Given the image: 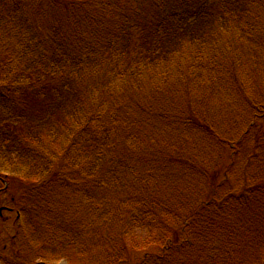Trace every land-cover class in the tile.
<instances>
[{
	"label": "trees",
	"instance_id": "16d2710c",
	"mask_svg": "<svg viewBox=\"0 0 264 264\" xmlns=\"http://www.w3.org/2000/svg\"><path fill=\"white\" fill-rule=\"evenodd\" d=\"M0 186L15 264H264V0H0Z\"/></svg>",
	"mask_w": 264,
	"mask_h": 264
},
{
	"label": "rangeland",
	"instance_id": "374dc122",
	"mask_svg": "<svg viewBox=\"0 0 264 264\" xmlns=\"http://www.w3.org/2000/svg\"><path fill=\"white\" fill-rule=\"evenodd\" d=\"M242 62H243V54L240 55V61L238 62L237 79L235 80V83L238 85H240L242 82H246L245 79L243 78V74L245 73V68H244V66H240ZM171 87L172 86H170L169 88H171ZM218 90H220V89L216 88V91H218ZM28 108L32 109V111H34L36 109V107L33 106L32 104ZM134 115L137 116V113L134 112ZM54 123H55V121L53 119V120H50L48 123L45 124V127L43 128L44 130L41 134V139L45 140L48 143L53 142V143H57L58 145H61V141L63 138V132H61V131L59 132V136H58L59 139H56V141L52 140L53 136H54V134H52V132H53L52 127L55 126ZM58 145H56V149H57V152L61 154V152L59 151ZM161 160H164V159H161ZM161 165H163V162H161ZM62 176L65 177L66 174H62ZM30 185H32V184H30ZM0 188H2V186H0ZM59 188H61V190H62V186H60V183L57 186H53V187L48 188L46 190L34 191V193L31 192V193H29L28 197H32L31 202H33L36 205L38 204L39 201L41 202V204H44V203L46 204L47 202H49V201H46L42 197H45V198L52 197V198L56 199L55 200L56 208L58 209V211L60 213V218L58 215V216H56V219H57V221L59 219V221H61V224L63 226H67L68 224H67V221H66L63 213L65 212V209H66L65 206L68 205V202L65 199L66 194L56 193ZM14 190H15L14 186H12L9 193H5L4 195L0 196V210L2 208H5V211L2 210L3 212L1 213V218H0V256L2 257L3 261H6V263H11V264H15V261H16L15 258H18V257H16V255L18 254V246H19L18 244H20V243H17L16 240L13 243L10 240L13 236H21V234L18 233L14 227V221H15L16 214H17L16 213V211H17L16 206L17 205L19 206V204L17 201H16V203H14L12 200L13 196L15 198H17V197H19V195L21 193H20V191H17L15 193V192H13ZM98 194H99V197H102L101 192H99ZM15 204H17V205L15 206ZM97 205H100V202H98ZM79 214L80 213L77 212L71 218L74 221L73 225H76L75 224L76 219L79 218L78 226L73 229V233H72V235L75 236V238H78L79 234L80 235L82 234L81 228L83 226L88 225V223H84V222H90L89 220L82 219L83 216L82 215L78 216ZM80 221H82V222H80ZM21 239H22V237H21ZM72 251H77V248H74V250H72ZM48 252H50V251H47V253ZM155 252H157V249H155ZM138 254L141 255L142 257H144L142 252H139ZM37 255H38L37 253L34 254L33 255L34 257H32L30 259V261H34V262L39 261L40 262V260H38L39 257ZM137 258H139V257L137 256ZM68 263L70 264V262L68 260L62 259V258H61V260H59L57 262V264H68ZM0 264H1V262H0Z\"/></svg>",
	"mask_w": 264,
	"mask_h": 264
}]
</instances>
